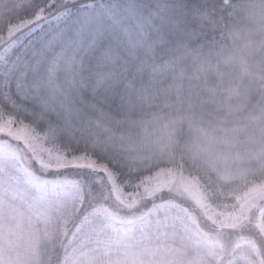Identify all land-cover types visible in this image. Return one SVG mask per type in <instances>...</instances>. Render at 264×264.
Masks as SVG:
<instances>
[{"label": "rangeland", "instance_id": "1", "mask_svg": "<svg viewBox=\"0 0 264 264\" xmlns=\"http://www.w3.org/2000/svg\"><path fill=\"white\" fill-rule=\"evenodd\" d=\"M150 1L137 3L151 10L156 2L151 6ZM31 22L18 23L0 37V61L21 41L22 31ZM33 38L28 37L26 45L30 49L22 75L26 88L53 101L63 124L74 125L79 136L85 132L97 134L91 136L92 144L103 136L109 139L119 136L112 117L100 118L97 112L92 113L79 102L77 107L83 111L76 115L73 109L69 115L65 74L61 72L49 78L43 66L37 64L29 43ZM238 87L239 84L223 91H238ZM85 96L90 99L87 93ZM247 115L236 117L237 121H232L235 125L228 130L211 136H192L189 152L212 165L219 162L228 174L237 177L252 171L257 160L263 167L264 125L254 128L261 120L248 119ZM255 115L259 117V112ZM149 126L156 131L166 128L167 123L150 122ZM213 126L216 121H208L203 128ZM58 128L51 135L39 137L23 126L18 131L0 130V264H35L46 245L56 239L66 240L63 264H264L261 222L264 181L252 184L243 193L237 210L222 214L207 203L195 177L179 165L167 166L149 176L145 186L149 198L160 195L161 199L155 205L150 199L149 208L142 206L143 203L127 207L118 200L116 188H109L113 181L88 167L89 158L61 157L55 152L62 138L57 134ZM149 135H145L146 145L157 140L165 143L164 147L168 145L165 151L171 149L169 152H174L173 147L179 141L165 133ZM126 136L141 134L133 132ZM85 170L96 174L94 186L85 176ZM86 188L98 194L96 198H100L104 209L97 214L83 211L79 217ZM224 232L229 234L228 238L223 236Z\"/></svg>", "mask_w": 264, "mask_h": 264}, {"label": "trees", "instance_id": "2", "mask_svg": "<svg viewBox=\"0 0 264 264\" xmlns=\"http://www.w3.org/2000/svg\"><path fill=\"white\" fill-rule=\"evenodd\" d=\"M61 2L62 0H0V37L6 35L16 24L27 21H45V30L49 27L54 28L55 23L49 25L46 21L57 14ZM80 2L83 3L84 0ZM154 2L156 1L151 0L147 3L153 6ZM166 2L171 9L170 15L179 24V28L169 33L170 38L175 40L183 35L181 29L184 32L200 31L198 28L200 11L207 10L211 16L225 15V10L221 9L220 5L222 2L229 3L230 0H166ZM22 4H31L32 7L17 15L16 12ZM143 10L147 13L150 8ZM171 27L170 23L165 25L166 29ZM38 34L34 35L33 40ZM214 35L218 33L207 32L208 39ZM27 42L26 38L17 43L0 61V130H17L23 126L39 137L51 135L59 127L57 134L62 135V138L58 140L55 152L61 157L68 155L89 158L88 167L101 171L102 173H99L102 176L107 175L113 181L109 188H116L118 200L122 205L128 207L143 203L142 206L149 208L150 199L152 205H155L161 197L159 195L153 199L149 198L148 191L145 190L146 181L160 168L167 166L179 165L183 167L185 173L195 177L200 183L207 203L222 214H230L237 210L238 201L243 193L252 184L264 181V164L260 167L259 160L254 162L252 171L237 177L228 174L219 162L214 160L215 164L212 165L205 158L189 152L193 144L192 136H211L220 130L232 128L235 125L232 121L235 119L237 121L238 116L245 118L246 113L257 101L255 86L246 75L250 57L243 51V41L240 42L241 50L226 57V64L219 70L193 54L183 56L178 67V72L182 75L174 77L170 71L165 70L163 81L153 88L150 97L145 101L136 102L130 110L122 109L119 97H116L110 107H107V111L111 114L109 117L117 123L119 136L113 139L103 136L93 144L91 136H98L97 134L85 132L82 137L79 136L74 125L63 124L53 101L40 97L33 89L26 88L22 81L25 76L22 75L26 69L27 59L29 60L30 49L26 46ZM238 84L240 86L238 91L232 89L223 91V88H233ZM47 92L46 90L43 94ZM232 97H235V100H232ZM239 108L243 109V112ZM91 111L93 113L92 109ZM229 117L233 118L228 120ZM208 121H216V126L205 130L203 126ZM150 122L167 123V127L155 131L149 126ZM261 125L264 123L260 122L253 126L259 129ZM133 132H139L141 136H126ZM73 133L75 136L71 135ZM149 133L152 136L165 133L167 136L176 137V140L179 139L173 147L174 152H169L171 149L165 151L168 145L164 147L165 143L157 140L146 145L145 135L150 136ZM120 136H124L123 139ZM184 136L189 138L185 139ZM124 139L127 141H123ZM93 172L85 170L84 174L94 186L97 177ZM87 190L86 188L79 217L83 215V211L88 210V213L97 214L104 209L99 203L100 198H96L98 194L94 195ZM261 222L264 225V212L261 215ZM223 236L228 238L229 234L224 232ZM64 242L66 243V240L56 239L46 245L35 264H63Z\"/></svg>", "mask_w": 264, "mask_h": 264}, {"label": "snow or ice", "instance_id": "3", "mask_svg": "<svg viewBox=\"0 0 264 264\" xmlns=\"http://www.w3.org/2000/svg\"><path fill=\"white\" fill-rule=\"evenodd\" d=\"M31 7L22 4L16 14ZM170 12L166 0H156L147 13L137 0H62L57 14L46 21L54 28L45 30V21H34L19 39L39 33L29 43L49 78L65 74L69 115L73 109L76 115L83 111L79 102L104 118L111 115L107 107L116 97L122 109L130 110L150 97L165 70L182 75L178 67L193 33L181 29L183 35L171 39L169 33L179 24ZM198 16L201 25L213 22L207 10ZM169 23L172 27L166 29Z\"/></svg>", "mask_w": 264, "mask_h": 264}, {"label": "clouds", "instance_id": "4", "mask_svg": "<svg viewBox=\"0 0 264 264\" xmlns=\"http://www.w3.org/2000/svg\"><path fill=\"white\" fill-rule=\"evenodd\" d=\"M225 15H212L213 22L198 25L199 32L188 39L183 56L193 54L219 70L226 64V57L243 51L250 57L246 75L255 86L257 101L249 109L248 119H260L264 123V0H230L221 3ZM218 33L207 38V32ZM259 112V117L255 115Z\"/></svg>", "mask_w": 264, "mask_h": 264}]
</instances>
